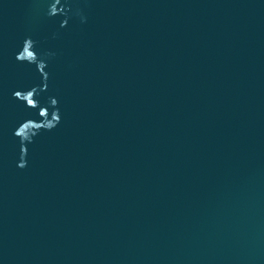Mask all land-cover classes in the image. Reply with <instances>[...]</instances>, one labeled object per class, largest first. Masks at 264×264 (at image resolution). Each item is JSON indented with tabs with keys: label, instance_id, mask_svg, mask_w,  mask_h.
I'll list each match as a JSON object with an SVG mask.
<instances>
[{
	"label": "water",
	"instance_id": "95a60500",
	"mask_svg": "<svg viewBox=\"0 0 264 264\" xmlns=\"http://www.w3.org/2000/svg\"><path fill=\"white\" fill-rule=\"evenodd\" d=\"M0 264H264V0H0Z\"/></svg>",
	"mask_w": 264,
	"mask_h": 264
}]
</instances>
